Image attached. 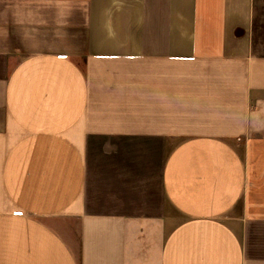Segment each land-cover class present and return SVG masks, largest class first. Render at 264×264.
<instances>
[{"label": "crops", "instance_id": "1", "mask_svg": "<svg viewBox=\"0 0 264 264\" xmlns=\"http://www.w3.org/2000/svg\"><path fill=\"white\" fill-rule=\"evenodd\" d=\"M0 264H264V0H0Z\"/></svg>", "mask_w": 264, "mask_h": 264}, {"label": "rangeland", "instance_id": "2", "mask_svg": "<svg viewBox=\"0 0 264 264\" xmlns=\"http://www.w3.org/2000/svg\"><path fill=\"white\" fill-rule=\"evenodd\" d=\"M53 18H54L53 15L50 14V15H47L46 18H44L43 20L47 19L50 22L54 20Z\"/></svg>", "mask_w": 264, "mask_h": 264}]
</instances>
